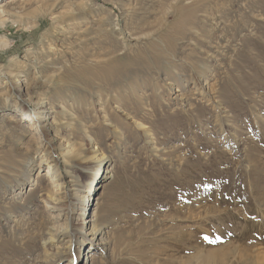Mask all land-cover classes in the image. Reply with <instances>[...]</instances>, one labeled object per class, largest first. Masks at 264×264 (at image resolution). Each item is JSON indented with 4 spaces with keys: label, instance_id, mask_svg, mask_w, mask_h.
I'll return each instance as SVG.
<instances>
[{
    "label": "rangeland",
    "instance_id": "rangeland-1",
    "mask_svg": "<svg viewBox=\"0 0 264 264\" xmlns=\"http://www.w3.org/2000/svg\"><path fill=\"white\" fill-rule=\"evenodd\" d=\"M23 4L0 24V264H64L88 214L102 244L81 264H177L148 241L177 190L194 191L185 203L200 211L220 185L227 199L240 193L235 209L253 205L264 185V0ZM167 35L172 55L150 69L146 48ZM98 70L110 85H85ZM101 156L109 177L88 202ZM207 245L195 243L189 264H204L195 247Z\"/></svg>",
    "mask_w": 264,
    "mask_h": 264
},
{
    "label": "bare ground",
    "instance_id": "bare-ground-1",
    "mask_svg": "<svg viewBox=\"0 0 264 264\" xmlns=\"http://www.w3.org/2000/svg\"><path fill=\"white\" fill-rule=\"evenodd\" d=\"M23 3H24V0H0V24L2 25L4 21L8 20L10 17H14V14H18L21 8L23 9L22 7V5H24ZM178 16H181V14L179 13ZM178 18L179 19L176 22L177 24L179 23L178 25H180L181 24L180 22H182V19L180 17ZM165 42L166 43L169 42L168 35L165 36L164 39H162V42L160 44L151 43V45L146 48L145 54L149 55L150 59H148L147 62L145 63L148 65L150 69L152 67L161 69L162 68V66L160 65L161 59H166L167 56L172 55V51L168 48ZM8 44H9V40L5 38V36L0 35V48H4L8 46ZM165 47H167V49H165ZM86 71L88 70L85 69L83 73H85ZM93 79L100 80L99 82H101V85H102L103 75L101 74L99 70L98 72H95L89 78L82 77L83 82L85 83V85H88V86L91 84ZM103 83L108 84L107 79ZM43 120L44 118L42 119V117L40 116L35 118L36 126L37 128H40V130H42L44 127L42 125ZM23 121L24 122L22 123L20 122L21 125H19L21 126V130L23 131L28 130L29 128H31V126H33L30 120H27V121L23 120ZM31 130L33 134H36L35 133L37 132L36 128H32ZM37 138L38 140L39 139L41 140L42 136L39 135ZM38 140L37 142L39 143L40 141ZM104 158L105 157L101 156L99 157V160H98V162L101 163L102 166L105 163L103 162L105 160ZM244 159L247 160L248 167L252 166V164L253 166L257 165L254 162V160L251 159V155L249 154V152L244 153ZM103 169H104V166L102 167V173L95 172L89 179V184L87 186V189H85V194L87 195L86 199L88 200V202L91 196V195H88V193L97 187L96 180H99V181L102 180L101 182H104L109 177V173H110L109 166L107 170L103 171ZM178 171L180 173L185 174L187 173L188 169H180ZM94 182L95 184L94 186H92ZM239 185L238 187H241ZM223 187H221L220 185L218 189H213V188L209 189L208 191L209 193L207 194V198H206L207 208L204 207L203 210L201 211L197 210V208H194L193 206H190L192 204L191 202H188L191 204H187V202L185 203V201H187V197L191 195V192L194 193V191H191L188 193L187 191L183 189L177 190V193H179L181 197L178 199L177 203L175 202L174 199L166 203V210L163 212L164 215L162 218L163 227L160 229L157 228L156 230L154 229L155 231L152 233L153 235L149 237L148 241H150L152 245L153 252L156 254L159 253V254L166 256V260L169 262L181 260L177 264H189V260L191 259V257H186L187 255L186 253L190 252L191 248H193L195 243L197 242L198 244H200V246L205 243L208 244L205 247L204 246L195 247L198 249L197 252L200 251L199 254L201 253V255H203L204 264H264V185L261 187V189H259V190H262V192L260 191L261 194L259 196L254 195V192L256 190L254 191L252 189L253 192L252 191L250 192L251 189L248 190L246 188V190L250 192V193L248 192L249 197L248 196L247 197L253 200V205L249 207H246L245 205H243L244 208L242 209V211L238 208L236 209L234 208V206L237 204V202H235V199L237 201V199L240 198V193L238 191H235L232 195L233 197L230 199H227L225 197L227 196V194L231 196L230 195L231 193H229L227 189L231 190L230 192H232L233 189H231L230 187H229L230 189L228 187L227 188H223ZM29 188H31L30 185H29ZM249 188H253V187L250 186ZM240 191H244V190H240ZM247 201H249V199ZM247 205H249V202L247 203ZM81 215H84V213H81ZM53 217L54 216H52V218ZM88 218H89V214L84 218L83 221H81V225L79 229L80 239L78 240L79 247L77 249L75 248L77 250L76 251L77 254L76 255L71 254L66 259L64 264H81V261L83 259L89 262L90 257L92 256L91 254H89V252L94 254L95 249L102 244V242L100 241L101 239H98L97 242L93 241V239L100 233V230L97 229L96 226L92 225L91 219H88ZM81 219H83V217H81ZM193 223L201 224V226H203V228L201 229L202 234L204 230H206L205 236L204 237L202 236L203 239L202 238L197 239L196 241V239L192 238L193 232L196 231L195 228L194 230L192 228ZM204 227L206 228L204 229ZM210 242H213V243L210 244ZM258 244L262 245L261 246L262 248ZM82 245H83L82 247L83 252L81 253L80 246ZM80 253H81V256H80ZM83 255H84V258L82 259ZM184 257H186V259H182ZM87 263H83V264H87Z\"/></svg>",
    "mask_w": 264,
    "mask_h": 264
}]
</instances>
